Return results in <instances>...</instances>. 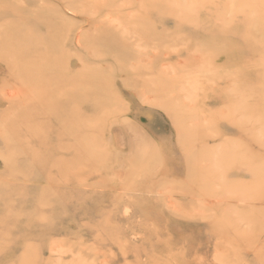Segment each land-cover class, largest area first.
<instances>
[{"label": "rangeland", "instance_id": "obj_1", "mask_svg": "<svg viewBox=\"0 0 264 264\" xmlns=\"http://www.w3.org/2000/svg\"><path fill=\"white\" fill-rule=\"evenodd\" d=\"M6 1L0 264H264V0H51L41 33ZM44 73L46 99L16 81Z\"/></svg>", "mask_w": 264, "mask_h": 264}, {"label": "bare ground", "instance_id": "obj_2", "mask_svg": "<svg viewBox=\"0 0 264 264\" xmlns=\"http://www.w3.org/2000/svg\"><path fill=\"white\" fill-rule=\"evenodd\" d=\"M27 1V6H22V5H20V6H18V10H15V9H17V8H14V9H9L8 11H12V15H14V14H20V13H27V12H31V13H34V14H37V17H36V19H34L33 21H29L28 19L26 20L25 18L24 19H21L22 21H23V23L25 24L24 26L25 27H27V26H30V27H33L34 29H37V30H35L36 32H39V33H41V30H45V31H50V30H53V28L54 27H56L57 26V23H56V19L55 18H50L51 16V14H50V11L48 10V5L50 4V1L51 0H42L41 1V3H35V2H32V0L30 1V0H26ZM96 1L97 0H89V1H84V6H83V8L87 11V12H93L94 11V7H95V4H96ZM147 1V0H146ZM152 1V0H151ZM29 2H31V3H29ZM74 2V1H73ZM145 2V1H144ZM147 2H149V0L147 1ZM153 2L154 1H152V5H153ZM157 2H158V0H157ZM155 3V2H154ZM5 4V5H4ZM6 4H9V2H7L6 0H0V9L2 10L3 8L5 9L6 8ZM11 4V3H10ZM65 5H67V4H65ZM14 6H17V4H15ZM38 7V9L36 10H32L30 7ZM233 6V5H232ZM8 7H11V6H8ZM142 7H144V5L142 6ZM155 7H157V6H155ZM145 8V7H144ZM158 8V7H157ZM157 8H154V9H157ZM14 10V11H13ZM159 10V9H158ZM231 10V9H230ZM4 11H7V10H4ZM2 12H3V10H2ZM8 14V13H7ZM10 14V13H9ZM74 14V13H73ZM81 17V16H80ZM55 19V20H54ZM137 19V18H136ZM139 20V19H138ZM140 20H143V22H144V20H146V19H140ZM147 22V21H146ZM145 23V22H144ZM126 25V24H125ZM140 25V24H139ZM147 25V24H146ZM127 26H129V28H130V25H128L127 24ZM137 27V26H136ZM139 28H140V26H138ZM149 25H148V29H149ZM128 30H129V28L128 27H126ZM147 29V30H148ZM142 30H144L143 28H142ZM146 30V31H147ZM137 31H139V29L137 30ZM145 31V30H144ZM145 31V32H146ZM152 31V30H151ZM151 31H149V32H151ZM29 31H27L26 33H25V31L23 32V34H22V36H21V39H18L17 40V42H14V44L13 45H30V43H29V41H30V39L33 37V36H31L29 33H28ZM142 32V31H141ZM148 32V31H147ZM146 32V33H147ZM163 32V31H162ZM161 32V33H162ZM160 33V32H159ZM38 34V33H37ZM144 34V33H143ZM163 34V33H162ZM162 34H160L161 35V37L164 35H162ZM66 35H68V32H66V33H64V35H57V34H53V35H51V37H48L46 40L48 41V43H49V45H54L55 44V42L56 41H58V40H65L66 39ZM141 35V34H140ZM151 34H149L148 36H150ZM153 35V34H152ZM151 35V37H154V36H152ZM159 35V34H158ZM142 36V35H141ZM155 36H157V33L155 34ZM164 37V36H163ZM162 37V38H163ZM123 38V37H122ZM143 38H145V37H143ZM156 38V37H155ZM157 38H158V36H157ZM37 39V38H36ZM164 39V38H163ZM166 39V38H165ZM4 40V39H3ZM40 40L41 41H43V40H45L44 38H40ZM161 40V39H160ZM94 42V41H93ZM107 46H110V48L107 50V56H116V55H119V54H121V48H120V45H107ZM224 46V45H223ZM226 47V46H225ZM104 49H105V47H104ZM63 51H65L64 49H63ZM25 53H27V52H29V53H33L34 54V50L31 48V47H29V48H26V50L24 51ZM37 52V51H36ZM65 52H63L62 54H64ZM102 53V52H101ZM100 52H99V54H101ZM104 53V52H103ZM126 53V52H125ZM223 53V52H222ZM99 54H97V55H99ZM26 55V54H25ZM66 55V54H65ZM64 56V55H63ZM122 57H123V55H121ZM129 56V55H128ZM128 56H126V58L128 57ZM117 57V56H116ZM121 57V58H122ZM64 58H66V57H64ZM120 58V57H119ZM125 58V57H124ZM22 60L23 59H21V61L19 60V62L20 63H22ZM37 59H34L33 61H36ZM128 61V60H127ZM18 62V64H19V67H20V63ZM125 62V64H127L126 63V61H124ZM27 64V63H26ZM26 64H24V65H22V68H25V66H26ZM123 64V63H122ZM125 67H127V66H125ZM84 68V67H83ZM122 68V67H121ZM38 70L37 71H39V68H37ZM40 70H43L42 68H40ZM26 71V70H25ZM43 71H46V70H43ZM82 71H84L83 69H82ZM31 72V71H30ZM32 72H34V71H32ZM31 72V73H32ZM33 74V73H32ZM77 74V73H76ZM42 75V77H40ZM83 75V74H82ZM235 75V74H234ZM47 76L48 75H46V73H44V74H38V76H36L37 78H35V79H33V80H31V79H28V78H26V77H20V76H16V81L17 82H21V84H23L24 86H25V84H30L29 86L30 87H32V88H34V90L35 91H37V92H33V93H36V95H38V96H40V98L42 97V98H45V97H47L46 95V93L47 92H49V89H50V87L52 86V85H50V83H51V81H52V79H53V77H49V78H47ZM52 76V75H51ZM81 76V75H80ZM87 77V76H86ZM46 78H47V80L48 81H46ZM70 78V80H68L64 85H66V86H72V87H75V91H71V90H69L70 91V93H68V94H66V96L63 98V99H66L65 100V103H66V106L67 105H69L70 106V104H71V106H73V104H75L76 106H74V108L75 109H73L72 108V110H74L73 111V114H71V115H69V117H67V119H65V122H66V126H67V129H66V133H64V135L66 136V137H73V138H75V139H77V134H75V133H70L69 131H72V132H74V130L72 129V130H69V129H71V128H73V126H75L76 127V129L78 128H80V126L83 124V121L81 120V109H82V107H83V105H82V101H84V99H86L85 98V94L87 95V93H88V95L91 93V88H89V89H85V86H84V84L82 85L80 82L82 81V80H80L79 78H75L73 75L71 76V77H69ZM83 78H84V76H83ZM89 78V77H88ZM87 78V79H88ZM94 78V77H93ZM74 79H77V80H74ZM90 79V78H89ZM92 80V79H91ZM96 80V79H95ZM110 80V79H109ZM70 82H72V83H70ZM61 83V82H60ZM84 83H85V81H84ZM61 84H63V83H61ZM83 86V87H82ZM65 87V86H64ZM63 87V88H64ZM88 88V87H87ZM14 89V88H13ZM65 89V88H64ZM93 89L94 90H96L97 91V87H93ZM15 90V89H14ZM63 90V89H62ZM11 90H9V92H10ZM16 91V90H15ZM60 91V90H59ZM67 91V90H66ZM93 91V90H92ZM8 92V93H9ZM12 92V91H11ZM99 92V91H98ZM13 93V92H12ZM15 93V92H14ZM31 93H32V91H31ZM32 93V94H33ZM65 93V92H64ZM18 94V93H17ZM16 94V95H17ZM51 94H52V92H51ZM57 94H59V92H57L56 93V95ZM9 95V94H8ZM10 95H12L13 96V94H10ZM64 95V94H63ZM93 95V94H92ZM15 96V95H14ZM38 96H36V99L37 98H39ZM53 96H55V95H53ZM90 96V95H89ZM7 97V96H6ZM57 97V96H56ZM55 98V97H54ZM34 99V98H33ZM46 99V98H45ZM51 100V99H50ZM56 101V100H55ZM60 101H61V99H60ZM51 102H53V101H51ZM59 102V101H58ZM28 104H29V102H28ZM54 105H56V104H54ZM21 109V108H20ZM51 110H52V108H51ZM62 111V110H61ZM38 112V111H37ZM72 112V111H71ZM70 112V113H71ZM239 113V112H238ZM64 120V119H63ZM63 122V121H62ZM6 123V122H5ZM86 124L88 125V123L86 122ZM90 124V123H89ZM63 126H64V123L62 124ZM84 125V124H83ZM96 126V125H95ZM94 126V127H95ZM84 127V126H83ZM90 127H91V124H90ZM64 129H65V127H63ZM85 128V127H84ZM87 128V127H86ZM96 128V127H95ZM76 130V131H79V130ZM87 129H89V128H87ZM90 129H93V128H90ZM97 130V129H96ZM64 131H62V132H64ZM198 132V131H197ZM196 132V133H197ZM59 133V132H58ZM77 133V132H76ZM59 135H61V133L59 134ZM198 135V134H197ZM58 137V136H57ZM58 138H61V137H58ZM19 161V160H18ZM20 161H22V160H20ZM23 162V161H22ZM16 164V166H17V163H15ZM20 164V163H19ZM18 164V165H19ZM23 165H24V163H22ZM21 164V166H23ZM25 164H26V162H25ZM10 165H12V164H10ZM31 165V164H30ZM19 167V166H18ZM31 167H32V165H31ZM20 168V167H19ZM23 168V167H22ZM22 168H21V170H22ZM27 168V167H26ZM32 170H33V168H31ZM30 169V170H31ZM12 170V169H11ZM24 170V169H23ZM15 171V170H14ZM13 171V172H14ZM25 171V170H24ZM26 173V172H25ZM34 173V172H33ZM32 173V174H33ZM28 175V174H27ZM31 176V175H30ZM61 176H63V175H61ZM28 177H29V175H28ZM25 178V177H24Z\"/></svg>", "mask_w": 264, "mask_h": 264}]
</instances>
